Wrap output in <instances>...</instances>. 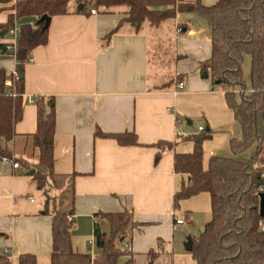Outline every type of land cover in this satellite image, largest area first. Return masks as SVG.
Wrapping results in <instances>:
<instances>
[{
	"label": "crops",
	"instance_id": "obj_1",
	"mask_svg": "<svg viewBox=\"0 0 264 264\" xmlns=\"http://www.w3.org/2000/svg\"><path fill=\"white\" fill-rule=\"evenodd\" d=\"M184 1L210 6L217 0ZM77 5L71 0L69 13L51 16L46 44L36 46L23 65L22 117L9 144L13 155L35 162L25 136L36 130L38 103L46 112L52 104L56 176L51 194L58 199L73 189V249L94 255L88 242L95 236L96 223L101 231L109 230L108 222L95 214L128 211L136 226L127 239L128 254L120 262L132 258L134 264H147L154 252L152 264H197L184 246L191 238L186 236V225L211 211L210 197L202 192L181 200L174 209L173 196L187 182L185 174L173 169L174 154L190 152L194 145L188 138L176 139V129L197 134L202 126L211 134L202 143L204 169L212 156L248 160L253 152V148L238 155L231 152L229 141L241 138L240 125L224 90L208 75L202 76L200 63L211 53L210 24L197 13H177L169 36L171 47L165 45L159 26L136 31L123 21L125 5L94 8V14L91 7L87 13L78 12ZM11 13L7 4L0 3V25ZM32 21L23 17L13 25ZM182 24L187 30L177 34L175 28ZM0 42H9L8 34L0 36ZM0 66L10 75L16 60L0 56ZM250 66L251 57L244 55L248 90ZM170 81L171 86L162 88ZM178 81L184 82L183 89H176ZM97 129L134 132L140 145L121 146L113 139L96 137ZM157 141L173 142L174 147L156 156ZM52 209L53 205L45 211L28 170L21 173L12 169L11 162L0 161V255L9 250L8 264H18L21 254L35 255L37 264H51ZM176 218L183 223L174 228Z\"/></svg>",
	"mask_w": 264,
	"mask_h": 264
},
{
	"label": "trees",
	"instance_id": "obj_2",
	"mask_svg": "<svg viewBox=\"0 0 264 264\" xmlns=\"http://www.w3.org/2000/svg\"><path fill=\"white\" fill-rule=\"evenodd\" d=\"M71 0H0L11 4L13 13L5 24L0 25V36L5 37L15 20L31 17L32 23L19 25V37L15 53L16 71L23 75V65L31 51L46 44L48 28L42 30L38 19L63 15L70 12ZM82 3L78 12L88 9L125 5L128 7L127 21L136 31L146 24L158 27L164 21L174 19L177 13H197L210 24V57L200 63L201 72H206L214 85L225 92L228 107L233 111L241 128L240 139L231 138L229 147L234 155L253 148L248 160L235 157L212 156L206 169L202 166V143L210 138L209 132L201 131L187 137L193 141L190 152L175 153L173 169L185 174L187 182L173 196V207L178 209L183 199L202 192L210 197V218L197 236L191 237L189 251L197 264H264V231L259 227L262 218L258 212L256 189L259 171L264 166V0H217L206 6L200 1L184 0H75ZM119 26V25H118ZM118 26L109 32L108 41L117 32ZM186 31L185 24L180 25ZM6 30L5 34L2 31ZM8 42H0V56L9 55ZM244 55L251 57L249 92L243 78ZM220 83H216V80ZM172 85V81L162 88ZM236 90H239L236 93ZM23 76L8 75L0 66V157L19 162L31 174L40 191L45 211L53 205L51 217L52 248L51 264H134L132 258L120 262L128 254L122 242L129 240L136 226L132 213L128 211L96 213L109 224L108 231L94 236L95 254L82 253L73 249L71 229L73 219V189L64 191L58 199L51 194L55 185L54 132L55 112L53 105L44 111L38 103L36 130L26 135L35 162L29 164L13 155L9 144L17 136L14 126L22 117ZM15 93V96L12 94ZM96 137L113 139L121 146L140 145L134 132L104 133L95 131ZM156 156L174 147L173 142L157 141ZM95 228H98L96 223ZM156 253L150 252L148 263L152 264ZM9 257L0 255V264H7ZM18 264H37L35 255L21 254Z\"/></svg>",
	"mask_w": 264,
	"mask_h": 264
},
{
	"label": "built area",
	"instance_id": "obj_3",
	"mask_svg": "<svg viewBox=\"0 0 264 264\" xmlns=\"http://www.w3.org/2000/svg\"><path fill=\"white\" fill-rule=\"evenodd\" d=\"M90 12L92 14L96 13V10L94 8H91L90 9ZM175 31L177 34H179L181 32V27L180 26H177L175 28ZM8 37H9V42H8V45H7V49L10 51V52H13L15 53V49H16V45H17V40H18V37H19V26L17 25H13L11 26L9 29H8ZM13 77H16L18 75L16 69H15V72L11 74ZM176 89H183L184 87V82L183 81H178L176 83ZM239 90H236V93L238 92ZM251 90H249L250 92ZM13 96H15V93L12 94ZM29 102H35L36 99L35 98H29L28 99ZM180 123V120L177 119L176 120V126ZM203 130V127L202 126H199L198 128V131H202ZM176 139H183V138H187L189 137L190 135H192L191 133H188L182 129H176ZM2 160L5 161V162H11V166H12V169H17L19 170L21 173H25L27 171L26 168L22 167L19 162L17 161H14V160H11L7 157H2ZM256 194L259 198V195L260 194H264V166L261 167L260 171H259V183H258V186H257V189H256ZM31 201H35L34 198H30ZM73 218V215H68V219H72ZM183 223V220L180 219V218H176L174 219V222H173V227H177L178 225L182 224ZM259 227L262 231H264V217H262L260 220H259ZM88 244L91 246V247H94V238L89 240ZM122 248L124 249H129V243L127 240L123 241L122 242ZM3 255H6V256H10L9 255V250L8 249H5L4 250V253ZM8 264V263H7Z\"/></svg>",
	"mask_w": 264,
	"mask_h": 264
},
{
	"label": "rangeland",
	"instance_id": "obj_4",
	"mask_svg": "<svg viewBox=\"0 0 264 264\" xmlns=\"http://www.w3.org/2000/svg\"><path fill=\"white\" fill-rule=\"evenodd\" d=\"M9 6V8L11 9V4H7ZM13 11V10H12ZM173 19H169L164 21L160 26H159V30L160 31V35L163 36V38L166 39L165 41V45H171L172 47V39L170 40L171 37V33H172V27H173ZM143 29H150L152 30L151 26H148L146 24H144L142 26ZM170 36V37H169ZM168 38V39H167ZM210 218V212L209 213H205V215L200 214L199 217H197V219L194 221V223L192 225H190V223H188V225H186L187 230H189V234H187L186 236H197L200 231L203 229V226L205 224V222H207ZM107 226L105 227V230H107ZM120 261H122L120 259Z\"/></svg>",
	"mask_w": 264,
	"mask_h": 264
},
{
	"label": "water",
	"instance_id": "obj_5",
	"mask_svg": "<svg viewBox=\"0 0 264 264\" xmlns=\"http://www.w3.org/2000/svg\"><path fill=\"white\" fill-rule=\"evenodd\" d=\"M83 8V4L82 3H79L76 7L77 10H80ZM50 16L44 14L42 15L39 19H38V22L42 24V30H45L46 28H48L49 26V23H50ZM6 30H3L2 31V34H5ZM9 55H13V52H9L8 53ZM19 77H22L23 75L22 74H18ZM207 73L206 72H202V76L203 77H207ZM216 83H220V80H216ZM2 160V157H0V161ZM33 173V170H30L28 171V174H32ZM258 212H259V215L261 217H264V194H260L259 195V198H258ZM100 229L99 228H95L94 229V234L95 235H99L100 234ZM185 246V249L190 251L191 250V247H192V239L190 237H187L186 239V243L184 244Z\"/></svg>",
	"mask_w": 264,
	"mask_h": 264
}]
</instances>
